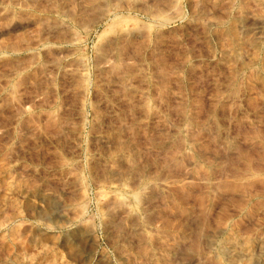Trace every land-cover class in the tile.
I'll return each instance as SVG.
<instances>
[{"label":"rangeland","instance_id":"obj_1","mask_svg":"<svg viewBox=\"0 0 264 264\" xmlns=\"http://www.w3.org/2000/svg\"><path fill=\"white\" fill-rule=\"evenodd\" d=\"M0 264H264V0H0Z\"/></svg>","mask_w":264,"mask_h":264}]
</instances>
